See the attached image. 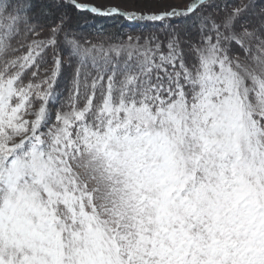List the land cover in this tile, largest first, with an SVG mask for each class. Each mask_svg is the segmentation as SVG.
<instances>
[{"label": "snow or ice", "instance_id": "snow-or-ice-1", "mask_svg": "<svg viewBox=\"0 0 264 264\" xmlns=\"http://www.w3.org/2000/svg\"><path fill=\"white\" fill-rule=\"evenodd\" d=\"M179 2L0 0V264H264V0Z\"/></svg>", "mask_w": 264, "mask_h": 264}, {"label": "trees", "instance_id": "trees-1", "mask_svg": "<svg viewBox=\"0 0 264 264\" xmlns=\"http://www.w3.org/2000/svg\"><path fill=\"white\" fill-rule=\"evenodd\" d=\"M72 28L77 38L87 39L93 43L104 42L107 46L126 41L129 35L136 36L152 30L153 26L149 22L128 21L120 15L101 17L88 11H73ZM64 56L67 62V51L64 52ZM70 73L71 68H67L58 81L60 92H64L68 86Z\"/></svg>", "mask_w": 264, "mask_h": 264}, {"label": "rangeland", "instance_id": "rangeland-1", "mask_svg": "<svg viewBox=\"0 0 264 264\" xmlns=\"http://www.w3.org/2000/svg\"><path fill=\"white\" fill-rule=\"evenodd\" d=\"M80 1H84V2H92L97 4L98 6L101 7H106V6H119L128 10H137V11H158L160 10L162 7L166 8L168 7L167 4L164 5H159V6H151L145 3V0H80ZM241 0H236V3H240ZM174 6H183L179 0H176V3L174 4ZM64 58L66 59V57L64 56ZM59 91V88L57 89ZM54 107V106H53Z\"/></svg>", "mask_w": 264, "mask_h": 264}, {"label": "water", "instance_id": "water-1", "mask_svg": "<svg viewBox=\"0 0 264 264\" xmlns=\"http://www.w3.org/2000/svg\"><path fill=\"white\" fill-rule=\"evenodd\" d=\"M79 2H81V3H87V4H92V5H95V6H97V7H101V6H98L97 4L92 3V2H84V1H80V0H79ZM109 7H118V8H120L122 11H136V12H141V11H137V10H128V9H125V8H122V7H119V6H114V5L106 6V7H101V8L107 9V8H109ZM122 17L125 18L124 16H122ZM125 19H126V18H125Z\"/></svg>", "mask_w": 264, "mask_h": 264}]
</instances>
